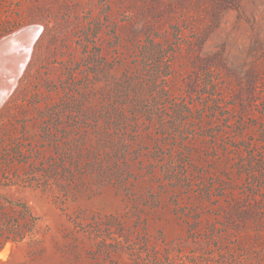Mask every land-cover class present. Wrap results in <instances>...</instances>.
I'll return each instance as SVG.
<instances>
[{"label":"rangeland","instance_id":"374dc122","mask_svg":"<svg viewBox=\"0 0 264 264\" xmlns=\"http://www.w3.org/2000/svg\"><path fill=\"white\" fill-rule=\"evenodd\" d=\"M27 28L0 264H264V0H0Z\"/></svg>","mask_w":264,"mask_h":264},{"label":"bare ground","instance_id":"6f19581e","mask_svg":"<svg viewBox=\"0 0 264 264\" xmlns=\"http://www.w3.org/2000/svg\"><path fill=\"white\" fill-rule=\"evenodd\" d=\"M27 29L29 31V28ZM31 30L37 29H32L31 27ZM30 32L24 31L19 34L17 32V35L13 36L14 38L9 39L5 43H0V105L12 92L19 75L22 74L21 72L26 65V59L30 56L33 42L37 38L34 31V33Z\"/></svg>","mask_w":264,"mask_h":264}]
</instances>
